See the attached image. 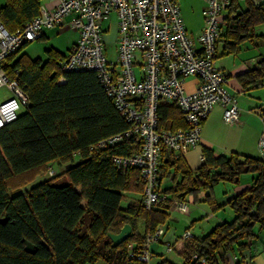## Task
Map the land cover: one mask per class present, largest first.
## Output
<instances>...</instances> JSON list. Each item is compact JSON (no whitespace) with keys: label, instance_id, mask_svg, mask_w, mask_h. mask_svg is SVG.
Returning a JSON list of instances; mask_svg holds the SVG:
<instances>
[{"label":"trees","instance_id":"16d2710c","mask_svg":"<svg viewBox=\"0 0 264 264\" xmlns=\"http://www.w3.org/2000/svg\"><path fill=\"white\" fill-rule=\"evenodd\" d=\"M40 1L5 0L0 6L2 24L8 31L22 27L39 13ZM259 22H264V2L245 0L241 9L232 0L223 26L236 40ZM27 44L3 62L10 76L17 71L29 102L0 127V264H96L100 259L106 264H145L129 255V243L133 251L141 249L147 234L166 222L172 204L185 201L191 192L202 190L212 210L222 207L214 185L237 184L244 172L254 176L248 187L226 202L233 218L204 235L192 232L182 239L178 261L162 258L156 264H236L233 256L247 258L243 251L264 248V159L260 155H216L203 146L201 165L190 170L182 155L175 157L164 149L162 176L168 177L173 168L181 179L161 188L164 199L146 209L139 169L118 168L112 161L113 156L136 152L139 143L128 138L104 148L95 146L129 127L96 72L60 70L64 53L51 47L44 59L30 57L21 52ZM262 76L264 66L249 71L242 80L254 85ZM157 113L158 128L185 127L175 103L161 102ZM52 163L63 167L58 176L53 173L21 191L37 175L48 172ZM126 192L141 197L122 206ZM125 223L131 225L130 236L112 246L107 232H118Z\"/></svg>","mask_w":264,"mask_h":264},{"label":"built area","instance_id":"2783aa9c","mask_svg":"<svg viewBox=\"0 0 264 264\" xmlns=\"http://www.w3.org/2000/svg\"><path fill=\"white\" fill-rule=\"evenodd\" d=\"M202 1V28L196 38L185 28L177 0H58L51 10L40 7L36 16L14 31H8L0 19V86L10 93L0 100V127L15 119L29 102L17 71L10 76L3 62L23 44L39 39L44 29L62 25L76 29L78 37L59 60V69L96 72L129 127L101 139L95 146L104 148L128 138L139 143L136 152L113 156L112 161L118 168L139 169L142 204L150 209L165 197L158 182L162 151L169 150L177 157L195 146L200 141L202 123L215 105L222 107L225 123H235L239 118L236 99L226 87L228 79L215 65L226 8L232 0ZM111 12L117 22L114 59L108 58L102 30V20ZM189 76L197 77L198 83L187 92L184 80ZM161 102L177 105L184 128H158ZM260 118L264 126V113ZM257 148L264 159V127ZM48 173L53 171L49 169ZM171 207L181 213L188 211L186 201H175ZM163 234V226L147 234L138 251H133L129 243V255L151 264L152 246ZM192 235L186 229L181 239ZM164 249L170 251L172 247L166 243ZM233 260L236 264H252L239 256H233Z\"/></svg>","mask_w":264,"mask_h":264},{"label":"crops","instance_id":"0c3cea01","mask_svg":"<svg viewBox=\"0 0 264 264\" xmlns=\"http://www.w3.org/2000/svg\"><path fill=\"white\" fill-rule=\"evenodd\" d=\"M252 1L255 3L264 2V0ZM57 3L58 0H41L40 7L51 10ZM177 3L180 7L185 28L191 37L196 38L202 28L201 9L203 1L177 0ZM235 3H238L241 9H245V0H235ZM70 18V16L66 18V21ZM191 18H193V20ZM260 25H264V22L256 23L253 28L243 32L236 40L227 35L225 26L222 27L217 44L215 65L225 73L228 79L226 87L228 92L236 99L239 108V118L235 123H225L222 119V107L220 105H215L213 107L202 123L200 141L182 155L186 166L190 170H195L201 165L203 161V146L210 147L216 155H228L231 152L255 157L259 155L257 143L262 127H264L262 126L260 118V115L264 113V76L254 85L245 83V79L242 80V78L249 71L264 66V28H257ZM50 29L52 28L44 29L40 38L47 39V32L50 31ZM72 30L74 31V35L68 50L78 37V31L73 28ZM21 52L32 57L28 45H25L21 49ZM67 52L62 53L66 55ZM113 52L115 53V44L113 46ZM197 83V77L189 76L184 80V88L187 92L192 91ZM253 176L254 174L251 175L250 183ZM180 179V173L174 172L173 168H170V175L168 177L162 176V161L159 163V184L162 189L169 187L174 180L178 181ZM245 180H247V178H245ZM222 183L226 184L228 182ZM246 186L248 187L249 185L240 186L237 183L236 186L231 187L228 191L226 188L222 195H215L217 203L225 205L233 195L245 189ZM140 197L141 193L126 192L124 206ZM188 197L192 203V208H188L186 213H180L185 215L184 217H188L189 221H185L184 218L178 219L173 215V213H175L174 211L177 210L170 207L168 210V219L163 224L164 234L161 237V241L153 246L155 249L154 254L160 253V255H162L165 249L161 251L160 246H165L166 243H169L172 247L171 250H174L177 255L183 246V240L181 239L182 232L185 229H190L192 226L194 227L196 225L195 222L202 218L200 217L202 215L197 212L198 209L195 203L204 201V192L202 190L191 192L186 197V203L190 202L187 200ZM212 217V214H207L205 220L208 221ZM212 227H210V229ZM138 228L139 230H143V224L138 223ZM210 229H208V231ZM194 234L198 235L196 233ZM244 255L248 259H251L253 264H264V248L260 246L253 253L249 250L243 251L242 256ZM162 258L163 257L158 259L154 264L159 262ZM96 264L106 263L100 259Z\"/></svg>","mask_w":264,"mask_h":264},{"label":"rangeland","instance_id":"374dc122","mask_svg":"<svg viewBox=\"0 0 264 264\" xmlns=\"http://www.w3.org/2000/svg\"><path fill=\"white\" fill-rule=\"evenodd\" d=\"M4 3L5 0H0V6H2ZM191 19L193 20V18ZM257 28H264V25H260ZM102 30L104 34V41L107 49L108 58L114 59L115 53L113 52V46L115 44V37L117 34V22H116V15L114 12H111L104 17V19L102 20ZM47 35H48L47 39L44 38L35 39L27 44L29 46V50L32 57H40L44 59L46 57V49H49L51 47L56 50H59L60 52H67L68 47L70 46L74 35V31L72 30V28H69L65 25L55 26L52 27V29H50V31L47 32ZM9 94L10 93L6 87L0 86V99L9 96ZM50 169L53 171L54 175L56 176H58L63 171V167L57 165L56 163H52L50 165ZM251 175L252 174L250 172H244L240 174L238 185L240 186L250 185L249 183H250ZM49 176L50 174L47 171L45 173L37 175L30 183H28L26 186L21 188V191L25 189H29L31 186L43 181L44 179H47ZM245 178H247V180H245ZM233 186H236V184L235 185L228 183L224 184L222 182L217 183L214 185V192H215L214 194L222 195L226 188L228 191ZM187 200L190 201V198L188 197ZM195 204L197 205V209H198L197 212L202 215L200 216L202 218H200V220L195 222L196 225L194 227L193 226L190 227V230L198 235L206 234L208 229L216 225V223H220L222 221H230L233 218L232 210L227 204L215 210H212L205 201L197 202ZM121 205L122 206L125 205V199L122 200ZM187 205L188 208H192L191 201L188 202ZM174 212L175 213H173V215L176 216L178 219L184 218L185 221L187 222L189 221L188 217H184L185 215L181 214L178 211H174ZM207 214L213 215V217L208 221L205 220ZM164 247L165 246L161 245L160 250L163 251ZM162 253H163L162 255H160V253L154 254L150 260V263L151 264L155 263L161 257L170 258L174 261H178V257L174 250L164 251Z\"/></svg>","mask_w":264,"mask_h":264},{"label":"water","instance_id":"95a60500","mask_svg":"<svg viewBox=\"0 0 264 264\" xmlns=\"http://www.w3.org/2000/svg\"><path fill=\"white\" fill-rule=\"evenodd\" d=\"M79 163L76 162L74 164ZM132 228L129 223H125L118 232H107V235L111 241L112 246H117L127 239L131 234Z\"/></svg>","mask_w":264,"mask_h":264}]
</instances>
